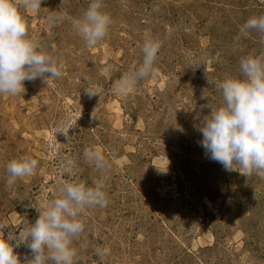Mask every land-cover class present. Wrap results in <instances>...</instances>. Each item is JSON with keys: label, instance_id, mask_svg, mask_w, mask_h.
Segmentation results:
<instances>
[{"label": "rangeland", "instance_id": "rangeland-1", "mask_svg": "<svg viewBox=\"0 0 264 264\" xmlns=\"http://www.w3.org/2000/svg\"><path fill=\"white\" fill-rule=\"evenodd\" d=\"M89 2L42 0L24 13L64 69L47 85L25 81L24 94H0V224L22 231L63 183L92 185L101 173L84 152L99 149L110 164L107 205L83 217L76 264H264V177L226 172L195 127L208 103H222L208 75L239 76L241 58L264 54L260 33L237 39L248 18L264 15V0H104L112 24L92 49L74 28ZM50 15L63 20L51 26ZM145 35L162 41L156 75L117 95L114 83L142 61ZM90 84L100 97L84 93ZM61 124L74 127L69 140L56 135ZM25 154L38 167L9 186L6 166ZM15 252L22 264L32 255L26 245Z\"/></svg>", "mask_w": 264, "mask_h": 264}, {"label": "clouds", "instance_id": "clouds-1", "mask_svg": "<svg viewBox=\"0 0 264 264\" xmlns=\"http://www.w3.org/2000/svg\"><path fill=\"white\" fill-rule=\"evenodd\" d=\"M41 5L42 0H0V94H24L25 81L40 78L47 85L50 78L62 76L64 65L57 58L56 45L30 35L25 21L24 13H35ZM48 20L56 26L63 16L50 15ZM111 24L104 0H90L74 28L86 47L92 49L106 37ZM251 31L264 36V15L248 18L237 39L247 37ZM161 47L162 41L145 35L142 61L114 83L113 92L127 95L138 82L156 75L155 62ZM208 82L221 93L222 103L219 107L208 103L210 114L195 126L202 134L200 145L206 156L221 164L226 172H238L247 178L264 177V54L241 58L239 76L213 80L208 75ZM83 91L89 98L102 94V89L94 84ZM204 98L210 100L205 91L201 96ZM92 117L97 119L94 112ZM73 128L61 124L56 135L69 140ZM84 158L100 171L101 177L92 185L81 180L63 183L55 198L42 207L35 206L38 218L22 231L7 230V225L0 224V264H22L15 252L21 245H26L32 254L25 264H76L73 240L84 231L87 210L107 205L105 173L110 169L99 149H86ZM155 166L160 173H166L167 169ZM37 167L38 160L28 154L11 160L6 166L7 184L11 186L17 179L33 175Z\"/></svg>", "mask_w": 264, "mask_h": 264}]
</instances>
